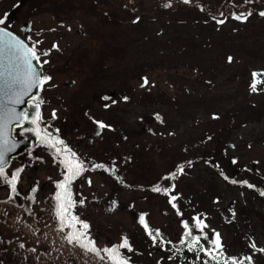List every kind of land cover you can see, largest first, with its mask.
I'll list each match as a JSON object with an SVG mask.
<instances>
[{
    "label": "rangeland",
    "instance_id": "374dc122",
    "mask_svg": "<svg viewBox=\"0 0 264 264\" xmlns=\"http://www.w3.org/2000/svg\"><path fill=\"white\" fill-rule=\"evenodd\" d=\"M68 1L33 0V12L23 10L26 15L20 19H30L32 39L41 52L49 53L44 56L51 77L41 96L44 103L57 104L50 101L51 93L62 98L78 95L82 100L76 108L78 98L62 103L66 112L72 110L68 126L91 132L107 118L111 124L112 182L87 172L72 186L80 191L82 203L92 199L109 205L96 210L95 236H91L97 248L119 247L127 239L132 251L125 257L132 263L174 264L166 259L162 246L150 245L153 239L134 219L135 211L145 215L149 230H159L171 243L184 235L187 223L194 236L206 235L211 240L214 232L219 233L226 259L250 256L252 264H264V252L256 250L264 249V199L247 188L251 185L264 192V83L257 84L256 91L250 88L252 73H264V17L256 13L208 26L189 4L195 0L98 1L95 9L102 12L93 14L89 1ZM248 1L258 5L262 0H236V8H249ZM224 6L229 21L232 9ZM63 20L66 27L59 28L57 22ZM52 30L57 33L47 39V31ZM86 45L94 47L102 61L96 58L93 65L73 63L65 69L60 47H68L70 53ZM73 69L91 71L92 89L82 87L85 72L77 76ZM258 79L264 81V76ZM98 90L114 95L107 98L106 108H101ZM126 90L132 95L130 100L139 101L137 105L121 101ZM79 106L83 107L77 110ZM150 116L155 118L152 123L146 119ZM124 127L129 131L127 150L132 164L122 169L124 143L116 138ZM68 136L76 137V133L70 131ZM220 137L233 145L231 149L224 145L234 160L232 167L218 154H211ZM209 163L219 172L222 169L221 174ZM32 174L41 182L40 171ZM233 180L241 187L231 186ZM156 187L161 191H153ZM164 189H169L167 194ZM173 196L175 208L169 202ZM5 210L0 226L15 227V233L7 231L6 236L25 245L21 253L28 263L36 258L27 250L37 251L38 264L57 263L60 240L51 239L43 217L37 220L26 215L29 208L23 205L11 212L12 217L11 210ZM195 217L207 225L202 232ZM64 247L57 264H70L74 260L70 257L80 255L68 240Z\"/></svg>",
    "mask_w": 264,
    "mask_h": 264
},
{
    "label": "flooded vegetation",
    "instance_id": "af4514ba",
    "mask_svg": "<svg viewBox=\"0 0 264 264\" xmlns=\"http://www.w3.org/2000/svg\"><path fill=\"white\" fill-rule=\"evenodd\" d=\"M90 2L89 13H96L102 12L100 10H96L95 8L96 3L98 1H111V0H86ZM190 1V0H189ZM67 2H69L67 0ZM33 0H0V18L5 19V23L0 25V27L4 28L5 30L13 33L20 39H22L25 43H28L29 46L36 44V42L31 37V31L33 29V23L30 21L29 18L23 17L20 19L21 16L26 15L24 11L33 12L32 9ZM194 9L197 16H201V22L206 25L210 24H217L218 26L225 24L226 22H236L234 15L244 14L247 18L249 15L258 16L260 18L264 17L260 15L262 11L260 7L264 8V0L261 1L258 5L254 3V1H248L247 9H239L236 8V0H233V3H225L224 0H195V3H189ZM70 6L68 4H65ZM224 5H230L232 9V14H230L231 19L228 21L227 11ZM221 6V8H219ZM68 10V9H66ZM264 11V10H263ZM58 13V12H56ZM250 13V14H249ZM246 18V19H247ZM218 21H222L218 22ZM238 21V19H237ZM16 23H18L16 25ZM57 26L59 28L66 27V20L58 21ZM57 33L56 30L47 31L46 38L51 36L52 34ZM56 35V34H55ZM93 37V34H91ZM58 40V39H56ZM52 44H58L53 40H50ZM89 44H94V41H90ZM37 47V46H36ZM109 47L108 44L105 45L104 48L107 49ZM38 49V47H37ZM68 47H60V54L62 55L63 64L65 63V69H70L73 63L75 64H92L96 60V58L101 59L102 56H99V52L94 51V47H87L86 46H77L74 50L70 53H67ZM76 50V51H75ZM39 52H41L38 49ZM110 52V51H109ZM69 54L70 56H66ZM111 54V52H110ZM41 60H44V56L41 57ZM102 61V59H101ZM94 69V67H93ZM43 73L48 75L46 65L43 64L42 66ZM75 70V69H73ZM102 70V69H100ZM104 70V69H103ZM102 70V71H103ZM84 71L85 74L82 76L81 72ZM73 74L77 76H82V83L83 88H91L93 87L92 83V74L91 71L83 70H75ZM48 83V82H47ZM43 86L42 90L39 91L38 96L41 98L43 92L45 91V86ZM73 83V81H71ZM79 90V89H77ZM98 95L100 97L101 108H106L108 99L112 98L114 95L113 93H105V91L98 90ZM123 97L121 98L122 102L129 103L133 105H137L139 101L130 100V96L127 93V90L122 92ZM79 94V93H78ZM52 96V97H51ZM51 102H56L57 104H48L43 100V103L40 107L41 112V123L40 128L42 130L41 134L43 135L44 132L50 134V137L58 138L59 140L63 141V145H56L55 147L49 146L48 143H41V141L35 136L34 133L27 132L21 135V129L15 128L13 133L15 138L23 137L24 139L30 141L32 146L21 153L20 155L14 157L9 165L5 167V176L8 179H11V175L17 169H23L20 173V177L17 179L16 182V191H12V187L10 184L7 183L5 178L0 177V223H4L2 218H6V208H8L10 216L13 213V210L18 207L29 208V212L25 213L26 215H33L35 219L38 217H43L46 223H48L49 232L51 234V239L55 238V236L60 240V251H58V256L61 258L63 257L64 253V243L66 242L65 233L68 235L73 234L76 232L77 229L82 230L85 232V237L83 238V242L88 244V241L94 243L95 248L98 246L96 245V240L91 235L94 234L95 229V222L97 220L96 210L104 209L109 207L105 201L100 202L99 204L97 201H93L92 199L90 202L81 203L79 200L80 191L73 190L72 186L75 182L81 179V177L86 174L87 172H92L99 174L100 176L104 177L107 180L112 182L113 178V171H112V132L110 128V123L106 120L100 121L99 123L105 124L107 127L101 129L99 128V123L95 124L92 131H84L81 132L77 129L74 125H67V120L69 119L70 112H66V108L63 109V102L67 100V102H71L74 98H78V95H68L66 98H62L57 94L51 93L48 96ZM108 98V99H107ZM82 99H76L74 101L75 108L80 104ZM83 106H79L77 108L80 109ZM55 108V109H54ZM67 108H71L67 106ZM45 112L47 115H45ZM80 112H83L82 110ZM53 113H55V117L53 118ZM24 127H32L25 123ZM97 129H100L98 136H94ZM76 133V137H69V132ZM129 131L127 127H124V131L121 132V137H117V140H120L123 144V152L121 155V168L125 169L127 167L130 168L132 162L129 159V154L127 150ZM224 145L228 148H233V145L230 143L225 142V138H217L215 142V146L211 149V154H218L220 159L227 162L229 165L230 158L226 150L224 149ZM64 148L66 147L69 149V152H61L59 155L56 152V148ZM75 153V160L80 161L83 163L85 170L82 174L75 178L71 184L69 185V191L71 193V199L74 203V206L69 209L70 216H76L78 221L87 223L88 228L82 229L81 223L76 224V228L72 229L67 226H64L63 231L60 230L61 223L59 219L55 215V205L57 201L55 200V196L59 189H57L56 184L62 182L64 179V175L66 174V168L60 163L61 160L70 158V154ZM233 160V159H232ZM234 161V160H233ZM130 162V163H129ZM96 165H102V167H95ZM211 167L212 170L216 172V174H221L219 169L212 166L210 163L207 164ZM40 171L41 175V182L40 180L36 179L35 176L32 174L35 172L36 174ZM219 172V173H218ZM234 181V180H233ZM27 184V185H26ZM75 187V186H74ZM23 188V189H22ZM35 189V191H33ZM92 192V191H91ZM5 193V195H3ZM36 206L37 209L32 212V208ZM80 209V211H78ZM12 212V213H11ZM106 214V211H105ZM140 216H143L145 219L144 214H139L138 212L135 213L134 211V219H136L140 223ZM12 217V216H11ZM38 220V219H37ZM12 223H14L12 221ZM147 224V222H145ZM50 224V225H49ZM141 224V223H140ZM142 225V224H141ZM184 225V224H183ZM12 229L16 230L11 224L1 227L0 226V264H2V257L6 256L8 253L11 252L12 255L16 253V246L17 241L10 239L6 236L7 231L12 233ZM12 230V231H11ZM189 230V228H188ZM155 233L156 230H152ZM14 232V231H13ZM160 232V231H159ZM15 233V232H14ZM95 236V234H94ZM162 240L165 239V236L160 233L159 236ZM185 239V236H180V239L177 240L175 243L182 241ZM170 242V241H169ZM73 246L79 249L78 243H73ZM91 247V245H89ZM111 247V246H110ZM109 247V248H110ZM104 248V247H103ZM10 254V255H11ZM14 257V256H13ZM15 258V257H14ZM10 262V261H9Z\"/></svg>",
    "mask_w": 264,
    "mask_h": 264
},
{
    "label": "snow or ice",
    "instance_id": "6c2138e0",
    "mask_svg": "<svg viewBox=\"0 0 264 264\" xmlns=\"http://www.w3.org/2000/svg\"><path fill=\"white\" fill-rule=\"evenodd\" d=\"M184 2L187 3L189 0H184ZM260 15L264 16V11H261ZM234 18L239 20L246 19L247 17L244 14H240L234 15ZM218 22L222 23V21ZM4 23L5 19L0 18V25H3ZM53 47L55 48L56 45H53ZM48 54V52H39L36 44L29 46V44L25 43L22 39L17 38L11 32L0 27V177H4L7 180V183L11 185L13 192L16 191L17 179L23 171L22 168L17 169L12 173L11 179H8L5 176V167L8 164V160L6 159L7 153L14 151L17 147L14 137L11 135V132L15 128L21 129V135L27 132L34 133L41 143H48L49 146L55 147L56 145H63V141L58 138L50 137L49 133L44 132L43 135L41 134L40 107L43 100L38 94L33 93L34 89L37 90L38 93L42 90L43 86L51 80V77L44 74L42 71L43 64H47L48 61L41 60V57L47 56ZM5 59L7 60V63L3 62ZM228 59L229 62H231L232 58L229 57ZM33 62H35V64ZM259 76H264V73H252L253 83L250 85L252 91L257 90V84L264 83V81L258 79ZM147 83L148 81L145 79L144 84ZM25 98H27V100ZM25 104L27 105L25 109L17 110V106ZM54 117L55 113H53V118ZM25 123L32 125V127H24ZM10 125L13 126L12 129L9 128ZM105 127H107L105 124L99 123V128L103 129ZM69 151L70 150L66 147L56 148L58 155L61 152ZM60 163L66 168V174L64 175L63 181L56 184L57 189L60 191H58L55 196L57 203L54 211L56 217L61 223L60 230L63 231L64 226L75 229L77 223H81L82 229L86 230L88 224L78 221L76 216H70L69 213V209L74 206L69 191V185L85 170L84 165L80 161L75 160V153H71L70 158L61 160ZM95 167L99 168L102 167V165H96ZM178 171H183L182 166L178 168ZM233 183H235V181H233ZM249 187L252 186L249 185ZM33 191H35V189H33ZM153 191H161V189L156 187ZM163 191L167 194L169 189H164ZM261 195H264V192H261ZM175 199L176 197L173 196L169 201L174 208L176 207V204L173 203ZM193 219L196 227H198L201 232L207 227L199 217ZM140 223L145 227L146 231L155 242L157 237L160 236L159 230H156L155 233L149 230L143 216H140ZM184 228L186 229L184 233L185 238L191 237V241L188 245L189 250H192L193 246H199V251H203L211 261L215 262V264H220L219 257L224 255L220 234L214 232V238L210 240L211 247L205 249L203 245H200L199 243L201 237L193 236L191 231L188 230L189 226L187 223L184 224ZM84 237L85 232L77 229L75 233L68 235L67 239L69 243H78L82 248H87L88 251L96 252L99 255V251L95 248L94 243L88 241V244H85L83 242ZM203 238L208 239L206 235ZM183 242L184 241L182 240L181 243ZM88 245H91V247ZM251 247L256 249L254 243ZM119 248H127L129 251H132L127 239H124L119 245ZM256 250L264 252V249ZM103 251L106 253L112 264H128L126 260L120 257L118 248H106L103 249ZM101 258L103 259V257ZM245 261H247L248 264H252V258L250 256L244 257L241 260L234 258L224 259L223 264H245ZM205 264H209V261H205Z\"/></svg>",
    "mask_w": 264,
    "mask_h": 264
},
{
    "label": "trees",
    "instance_id": "16d2710c",
    "mask_svg": "<svg viewBox=\"0 0 264 264\" xmlns=\"http://www.w3.org/2000/svg\"><path fill=\"white\" fill-rule=\"evenodd\" d=\"M231 186H239L241 187L240 184L238 183H232ZM250 191H253L259 198L264 199V195H261L262 190L256 189V188H251L247 187ZM193 235V233H192ZM66 239L68 234L65 233ZM194 236V235H193ZM51 241V240H50ZM184 242L181 243V241L177 243H171L169 240H162L160 237H157L156 241L150 243L154 249L156 247L162 246L164 248V251L166 252L165 257L168 259L170 262L174 264H205V261H209V264H215L214 261H211L208 256L205 255L203 251H199V246H193L192 250H189V243L191 241V237H187L183 240ZM74 243V242H73ZM200 245H203L205 249L210 248V240L201 238L199 241ZM87 244V243H85ZM89 246V245H88ZM118 248V251L120 253V257L128 262V264H134L131 261H129L125 255L128 254L130 251L128 250L127 253L121 252V249L118 246H114ZM113 248V247H110ZM24 249L26 250V247L24 244L21 242L17 243V246L15 248L16 253L14 255L8 253L6 256L2 257V264H30L28 263V260H26L25 256L23 253H21V250ZM99 255L96 252L88 251L87 248H82L79 245V251L80 255L77 257H70L74 259L70 264H112V262L108 259L106 253L102 249H98ZM132 249V248H131ZM23 251V250H22ZM30 251V253H33L34 260L33 264H38V254L36 250H27ZM25 253V251H23ZM11 254V255H10ZM43 255V254H41ZM47 255V254H46ZM15 258H14V257ZM57 258L59 257V260L61 259L60 256H56ZM103 257V259L101 258ZM47 258V257H46ZM223 258V260L221 259ZM220 259V264L223 263L224 259H226L224 256L219 257ZM58 259L54 260V262H59ZM10 261V262H9ZM30 262V260H29ZM43 262V263H42ZM55 263V264H57ZM41 264H48L47 260L41 261Z\"/></svg>",
    "mask_w": 264,
    "mask_h": 264
},
{
    "label": "water",
    "instance_id": "95a60500",
    "mask_svg": "<svg viewBox=\"0 0 264 264\" xmlns=\"http://www.w3.org/2000/svg\"><path fill=\"white\" fill-rule=\"evenodd\" d=\"M7 31V30H6ZM13 34V33H12ZM16 36V35H15ZM17 37V36H16ZM17 38H19V37H17ZM20 39V38H19ZM4 63H7V60L5 59L4 61H3ZM34 64H35V62H33ZM43 71V70H42ZM33 93L34 94H38L37 93V90H33ZM26 100H27V98H25ZM27 107V105L25 104V105H19V106H17V110L19 111V110H23V109H25ZM149 122H154V117L153 116H150V117H148V118H146ZM12 127L13 126H9V128L10 129H12ZM14 131V130H13ZM13 131L11 132V135L14 137V133H13ZM99 132H100V129H97L96 130V132H95V134H94V136L96 137V136H98V134H99ZM14 140H15V142L17 143V147L15 148V150L14 151H12V152H9V153H7V156H6V159L8 160V164L7 165H9V163H10V161L14 158V157H16V156H18V155H20L21 153H23L24 151H26L27 149H29L31 146H32V143L30 142V141H28V140H26V139H24L23 137H19V138H15L14 137ZM233 164H234V161L232 160V159H229V165L232 167L233 166ZM213 238H214V236H213Z\"/></svg>",
    "mask_w": 264,
    "mask_h": 264
}]
</instances>
